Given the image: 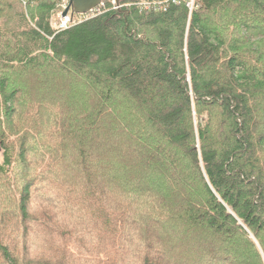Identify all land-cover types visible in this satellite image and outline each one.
<instances>
[{
	"label": "trees",
	"instance_id": "1",
	"mask_svg": "<svg viewBox=\"0 0 264 264\" xmlns=\"http://www.w3.org/2000/svg\"><path fill=\"white\" fill-rule=\"evenodd\" d=\"M57 1L0 0V264H264V0Z\"/></svg>",
	"mask_w": 264,
	"mask_h": 264
},
{
	"label": "built area",
	"instance_id": "2",
	"mask_svg": "<svg viewBox=\"0 0 264 264\" xmlns=\"http://www.w3.org/2000/svg\"><path fill=\"white\" fill-rule=\"evenodd\" d=\"M63 2L60 5V20L58 22V26L56 25V28H60V29H64L67 28L70 24L75 23V22H81L82 20L88 18V17H93L98 13H101L102 11L101 8L103 6H105V0L98 5L97 7H95L94 9H92L91 11H89L86 14H80V13H73V11L70 9L68 14L63 16V12L67 9L68 5H69V1L68 0H62ZM122 0H113V5H115L114 8H121L122 6H126L129 7L131 4H137V6L144 8V9H155V10H159V9H163L165 8V5L168 3V1H173V2H178V1H182V0H130V3H123L122 5H120V2ZM124 1V0H123ZM186 1V5L190 8V10H192L194 8V4H195V0H184Z\"/></svg>",
	"mask_w": 264,
	"mask_h": 264
},
{
	"label": "water",
	"instance_id": "3",
	"mask_svg": "<svg viewBox=\"0 0 264 264\" xmlns=\"http://www.w3.org/2000/svg\"><path fill=\"white\" fill-rule=\"evenodd\" d=\"M69 5L67 9L63 12V16L67 15L71 9L73 13L86 14L98 5H100L104 0H68Z\"/></svg>",
	"mask_w": 264,
	"mask_h": 264
},
{
	"label": "rangeland",
	"instance_id": "4",
	"mask_svg": "<svg viewBox=\"0 0 264 264\" xmlns=\"http://www.w3.org/2000/svg\"><path fill=\"white\" fill-rule=\"evenodd\" d=\"M130 0H122L121 2H120V5H122L124 2L125 3H130L129 2ZM63 1L62 0H58L57 2H56V7L58 6L59 8H60V5H61V3H62ZM111 4L110 5H112V7H115V5H113V0H111V2H110ZM110 5H108V3L107 2H105V6H103L102 8H101V10L100 11H103V10H105L106 8H108ZM58 7H57V10H55V12L53 13V15H52V17H51V20H50V22H51V26L52 27H56V25L58 24V22H59V20H60V11H59V9H58ZM61 9V8H60ZM34 25V24H33ZM59 25V24H58ZM57 25V26H58ZM262 46H264V43L262 44ZM203 116H204V118H207L208 117V115H207V113L205 112V114H203ZM196 119H197V116H196ZM2 161H3V155H2V150H0V163H2Z\"/></svg>",
	"mask_w": 264,
	"mask_h": 264
}]
</instances>
